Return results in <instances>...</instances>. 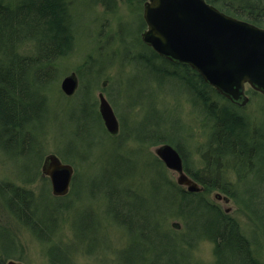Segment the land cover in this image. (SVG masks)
<instances>
[{
	"label": "trees",
	"instance_id": "16d2710c",
	"mask_svg": "<svg viewBox=\"0 0 264 264\" xmlns=\"http://www.w3.org/2000/svg\"><path fill=\"white\" fill-rule=\"evenodd\" d=\"M206 1L229 15L264 27V0ZM100 3L108 10L115 6L113 0H101ZM69 5L67 0H0V147L5 153L23 158L27 156L26 159L30 160L28 155L39 152L34 142V130L45 109L42 91L56 74L58 60L72 47L73 16ZM138 23L137 37L129 47L123 48L121 59L128 60L144 81L153 79L157 83L175 84L182 88L204 115L203 125L209 124V139L201 153L203 166L193 169L186 160L185 146L179 139L183 126L174 120L179 130L161 132L164 119L161 111L156 109V113L136 124L137 129L133 125L129 129L132 132L127 133L132 135L136 130L138 140L146 146L171 144L182 157L186 174L200 183L198 191H188L166 178L163 162L155 157L144 162V166L151 170L157 168L155 178L147 179L144 194H139L128 184L127 187H117L133 169L129 168L132 161L119 155L112 154L98 177H93L88 194H102L107 211L128 235V244L120 251L122 264H191L189 249L202 238L213 244V261L210 264H264L260 252L262 245L259 251L253 249L255 241L243 233L235 216L225 212L208 196L218 190L233 199L255 225L264 247V96L260 95L263 105L258 115L261 118L250 117L218 94L194 69L169 62L143 43L138 33L145 26L142 15ZM26 40L34 41L33 53L30 56L18 55L16 46ZM82 71L83 76L95 73L90 63L84 65ZM248 93L257 94L252 89ZM88 100L84 96L77 115L79 131L85 134L93 129L94 120L101 127L94 104L89 105ZM65 156H61L62 160L68 161ZM227 160L232 161L241 180L245 177L243 183L249 182L248 179L254 182H249L250 187L243 193L221 172ZM29 163L34 165L29 161L26 166L30 167ZM74 179L75 176L71 180L72 186ZM74 192L77 193V189ZM0 200L15 220L40 241L50 243L55 215L62 208L61 202L51 203L40 194L35 195L31 189L5 181L0 183ZM166 214L181 219V230L174 227L164 229ZM91 216V213L83 212L78 217L75 237L94 241V237L89 235L95 228ZM179 232L181 234L176 235ZM179 244L186 249H181ZM0 246L5 258L15 257L13 253L17 248L14 240L3 231ZM66 249L63 244L50 243V264H76Z\"/></svg>",
	"mask_w": 264,
	"mask_h": 264
},
{
	"label": "rangeland",
	"instance_id": "374dc122",
	"mask_svg": "<svg viewBox=\"0 0 264 264\" xmlns=\"http://www.w3.org/2000/svg\"><path fill=\"white\" fill-rule=\"evenodd\" d=\"M67 1L70 3L69 9L73 16L72 47L58 60L56 74L43 88L45 109L35 127L34 142L42 157L49 153H55L59 158L67 155L68 161L63 159L62 162L73 165L74 186L70 181V187L65 194L54 195L49 177L41 173L40 161L37 166L29 163L30 169L26 166L28 159L5 153L1 147L0 183L5 181L31 189L35 195L40 194L47 201L51 200V203L61 202L62 208L55 215L53 239L50 243L63 244L74 263L122 264L120 251L127 246L128 235L122 227L116 225L112 214L107 211L106 199L102 194L93 196L88 194L91 192L88 188L93 177L104 169L112 154L119 155L122 159H130L133 165L129 168L133 169L129 177L124 179L125 182L119 183L117 187H127L128 184L131 188L137 189L136 192L139 194H144L147 179L155 178L157 174L155 170L157 168L151 170L144 166V162L152 161L153 157L159 159L155 151L159 145H144L138 140L136 130L132 135L127 133L132 132L129 131L130 127L134 125L137 129L136 124L142 123L157 110L161 111L164 117L161 132L175 128L179 130V127L175 126L176 121L183 126L182 137L179 139L185 146L186 160L191 168L200 169L203 166L201 153L209 139V124L203 125L204 115L196 109L194 102L182 88L177 87L178 85L157 83L153 79L144 81L128 60L121 59L123 48L129 47L137 37L136 29L142 15V0H113L115 6L110 10L100 3L101 0ZM141 31L139 30V35ZM18 45L16 53L26 56H30L35 47L33 40H26ZM133 50L136 52L135 47ZM88 63L92 64L95 73L83 76L82 68ZM72 72L77 74L78 85L74 93L67 96L61 90V81ZM100 92L104 94L118 120V132L113 136L105 129L100 116L101 127L94 120L90 132L85 134L78 128L80 102L86 96L89 105L93 103L99 115ZM248 96L249 100L244 106L245 113L250 117L261 118L258 113L263 100L258 94L248 93ZM174 120L176 121L173 123ZM101 128L106 131L103 132ZM227 161L221 172L228 182L243 193L253 180L248 179L249 182L243 183L245 177L241 180L235 173L232 161ZM163 166L165 177L178 184L177 171L165 164ZM183 169L185 172L184 167ZM194 181L201 187L200 183ZM181 186L186 188L185 184ZM74 189H77V193ZM225 195L218 190L208 194L210 200L223 209L228 208L229 213L235 216L243 233L255 241L253 249L259 251L258 248L262 245L260 252L261 258L264 259V247L255 225L233 199L227 200ZM66 205L70 206L66 208ZM83 212L92 214L91 223L95 228L89 235L94 237V241L74 236L75 221ZM173 223H178V226H174ZM181 224V219L172 214L164 216V229L174 227L175 230H181ZM2 231L14 240L17 253L14 258H5L0 246V264H7L9 260L16 262L20 260L23 264H50L48 255L50 243L40 241L22 223L15 220L0 200V235ZM180 234L181 232L176 235ZM183 247L186 249L182 244L180 248ZM212 249L213 244L207 238L197 240L188 252L190 263L210 264L213 261Z\"/></svg>",
	"mask_w": 264,
	"mask_h": 264
},
{
	"label": "water",
	"instance_id": "95a60500",
	"mask_svg": "<svg viewBox=\"0 0 264 264\" xmlns=\"http://www.w3.org/2000/svg\"><path fill=\"white\" fill-rule=\"evenodd\" d=\"M143 18L146 28L141 39L145 44L169 61L188 65L232 102H247L245 82L264 93V28L221 12L206 0H146ZM77 85L72 72L62 79L61 90L70 96ZM98 101L104 127L115 135L118 120L102 92ZM155 151L168 168L177 171L178 184H185L188 191L200 190L184 172L182 158L173 146L163 143ZM42 171L49 177L54 195L67 192L72 179L67 163L51 154ZM7 264L22 263L9 260Z\"/></svg>",
	"mask_w": 264,
	"mask_h": 264
},
{
	"label": "bare ground",
	"instance_id": "6f19581e",
	"mask_svg": "<svg viewBox=\"0 0 264 264\" xmlns=\"http://www.w3.org/2000/svg\"><path fill=\"white\" fill-rule=\"evenodd\" d=\"M146 0H144V2H145ZM144 2H143V5H144ZM209 3V2H208ZM211 4V3H210ZM143 5H142V19H143V21H144V24H145V26L143 27L144 29L146 28V22H145V20H144V18H143ZM213 6H215L214 4H212ZM216 7V6H215ZM217 9H219L218 7H216ZM220 10V9H219ZM221 12H224V11H222V10H220ZM225 13V12H224ZM227 14V13H226ZM229 15V14H228ZM232 16V15H231ZM233 17H235V16H233ZM235 18H238V17H235ZM238 19H241V18H238ZM241 20H243V21H246V20H244V19H241ZM247 22H249V21H247ZM249 23H251V22H249ZM252 24H254V23H252ZM254 25H256V24H254ZM257 26V25H256ZM258 27H260V26H258ZM261 28H264V27H261ZM144 29H142V31L144 30ZM141 31V32H142ZM140 37H141V34H140ZM142 40V39H141ZM144 43V42H143ZM147 45V44H146ZM157 53V52H156ZM158 54V53H157ZM159 55V54H158ZM160 56V55H159ZM162 57V56H161ZM164 58V57H163ZM167 60V59H166ZM169 61V60H168ZM169 62H171V63H174V62H172V61H169ZM180 64V63H179ZM76 74V73H75ZM199 75V74H198ZM200 76V75H199ZM76 77H77V74H76ZM203 79V78H202ZM77 83H78V77H77ZM210 85V84H209ZM244 86H245V94H246V96L248 97V100H249V96H248V91L250 90V89H252V90H254L255 92H257V94L258 95H263L264 96V93H262V92H260V91H258V90H255L254 88H252L248 83H244ZM213 87V86H212ZM246 87H248V88H246ZM214 88V87H213ZM215 89V88H214ZM216 90V89H215ZM217 91V90H216ZM217 93L218 94H220L221 96H223V97H225L224 95H222L221 93H219L218 91H217ZM226 98V97H225ZM226 99H228V98H226ZM229 100V99H228ZM247 100V101H248ZM229 101H231V100H229ZM232 102V101H231ZM232 103H234L235 105H237L238 106V108L242 111H245L244 110V106L246 105V103L244 104V105H240V104H238V103H236V102H232ZM111 135V134H110ZM111 136H113V135H111ZM159 146L161 145V144H158ZM169 145H171V144H169ZM172 146V145H171ZM51 154H53V155H55L59 160H61V161H63L61 158H59L55 153H49V154H46V155H44V157H42V155L38 152V153H31V156L30 155H28V158L30 159L29 161L31 162V163H33L34 165H38V163H39V161L41 162V173L43 174V166H44V164H45V162H46V159H47V157L49 156V155H51ZM25 158H27V156L25 157ZM36 163H35V162ZM63 163V162H62ZM65 163V162H64ZM70 167H71V169H72V175L74 174V167H73V165L72 164H69V163H67ZM182 164H183V161H182ZM69 187H70V183H69V185H68V189H69ZM67 189V190H68ZM219 195H220V193H218ZM225 197H227L228 199H229V197L227 196V195H225ZM224 211L225 212H230V210L228 209V208H226V209H224ZM80 220V219H79ZM15 253H17V252H14L13 254L14 255H16ZM17 262H20L21 263V261L20 260H17ZM23 264V263H22Z\"/></svg>",
	"mask_w": 264,
	"mask_h": 264
},
{
	"label": "flooded vegetation",
	"instance_id": "af4514ba",
	"mask_svg": "<svg viewBox=\"0 0 264 264\" xmlns=\"http://www.w3.org/2000/svg\"><path fill=\"white\" fill-rule=\"evenodd\" d=\"M191 179H192V177H191ZM193 180V179H192ZM230 199V198H229ZM227 200H228V198H227Z\"/></svg>",
	"mask_w": 264,
	"mask_h": 264
}]
</instances>
